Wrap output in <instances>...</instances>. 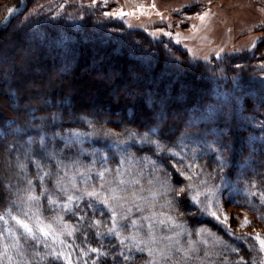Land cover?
Wrapping results in <instances>:
<instances>
[{
  "label": "rangeland",
  "instance_id": "obj_1",
  "mask_svg": "<svg viewBox=\"0 0 264 264\" xmlns=\"http://www.w3.org/2000/svg\"><path fill=\"white\" fill-rule=\"evenodd\" d=\"M235 58L238 66L246 59L264 63V0H0V264H44L51 255L59 264H216L238 240L250 247L252 238L254 251L261 249L264 223L238 200L253 198L248 206L255 209L263 203L255 182L238 184L247 169L238 164L234 176L218 179L198 167L205 154L218 165L215 151L242 147L198 126L221 116L227 128L219 133L231 131L234 120L221 105L195 106L202 95L240 103L230 94L217 97L235 89L227 76ZM263 78L251 83L252 107L264 98ZM215 84L219 91H211ZM177 132L178 141L166 137ZM42 135L67 166L57 173L56 161H46L43 182L34 164ZM183 178L189 212L210 216L215 227L191 229L172 214ZM93 187L107 207L82 195ZM12 217L28 224L35 239ZM40 227L50 229L47 239ZM246 227L250 238L222 234Z\"/></svg>",
  "mask_w": 264,
  "mask_h": 264
},
{
  "label": "trees",
  "instance_id": "obj_2",
  "mask_svg": "<svg viewBox=\"0 0 264 264\" xmlns=\"http://www.w3.org/2000/svg\"><path fill=\"white\" fill-rule=\"evenodd\" d=\"M20 13L21 12L13 14V15H9L7 25L15 17H17ZM42 40H45V39L43 38ZM78 44L81 45V43H78ZM76 46H78V45H76ZM128 46L133 47L134 45L132 43L129 44L126 42V47H128ZM82 48H83V45L80 49H82ZM237 59L236 58L232 59V60L229 59L228 64H227V70H228L227 76H229V77L234 76V77H231L232 80H230V79L229 80L232 84H234V82H235V84H234L235 89H231L233 91H230L229 88L226 91L221 90V91H223V92L220 91L222 93L221 94L222 96H217V97L224 98L225 97L224 95L230 94V95L235 96L237 98V100H240L239 101L240 103H236L235 100L233 101V100H231V98L225 97L224 103L220 104V103H217L216 98H213L210 95H208V96L202 95V96H200V98H198V104L196 103L195 106L201 105V106H204V109H208L211 105H213V106H216L217 104L221 105L222 106L221 108H223L222 112H228V115L231 118L230 120L231 121L234 120L233 126H231V131L228 130L227 132H225L223 134L226 137L221 135L222 133H219V131H220L219 128H221V129L227 128L225 125L226 122H224V120L220 116V113H218L219 111L217 113H218V116H220V117L217 118L215 122L211 121V120H207V121L204 120V122H200V124L198 126H204V124H205L207 129L214 130L215 133L218 132L217 134L221 138V140H223V141L231 140L232 145H234L233 142L234 143L240 142L242 144L243 148L241 147L240 151H237V150L231 151L230 149L225 150L224 148H222L223 150L220 149L218 151H215V155L220 160V164L218 163V165L214 164V162H213L214 154H210V155L205 154V155H203V157L198 158V167L201 168V170L203 169L204 171L209 172L210 174L216 176L218 179H223V177L230 179L232 176H234L235 172L238 170L237 167L239 165H241L242 168L244 166V168H246L247 170L243 174L244 177L241 178V181L240 182L238 181V184L239 185L241 184V186H244V185H246V182H248V180L251 179L253 182H255L254 183L255 184L254 189H259L260 191H262L264 193V162L262 163V165H260L261 163H258V161L261 160L260 159L261 156L264 155V98L261 97L263 100L258 99L259 100V101H257L258 103L257 104L253 103L256 105H254V107H252L251 106V104H252L251 98L248 96V95H250L249 93H254V90H253L254 85L252 86L251 83L252 82L254 83L255 81L258 82L257 80H254V78H259L258 79L259 82H260V78H263L264 63L258 65V67H255V66L251 65V59H246L244 62L239 63V66L245 67L243 70L240 69V71H239V69H237L239 67L237 65L239 62V61H237ZM169 69L171 70V67H169ZM176 74H178V72H176ZM234 78L236 79V81L233 80ZM263 81H264V78H263ZM217 83L219 84L220 81H218ZM227 83H228V81H227ZM219 88L220 87L217 84H215L212 86L211 91H213V90L219 91ZM226 92H228V93H226ZM215 94H216V92H215ZM256 95H259V94L256 93ZM252 100H254V98ZM21 101H22V98H21ZM17 102H19V101H17ZM230 102H232V103H230ZM222 104H225L226 106L222 105ZM193 116H194V118L198 117V114L197 113L195 114V112H194ZM235 129H236V131H235ZM134 131H135V129H134ZM154 133L156 134V136L162 137L160 134L161 129H158L157 132H154ZM190 134H193V132ZM166 137H168L169 140H174V142L178 141V139H180L179 132H177L176 134H174V133L169 134ZM159 139H161V138H159ZM247 142H249V143L247 144ZM244 145H247V148L250 150L247 151V148L245 146V148H246L245 149ZM148 149H150V148H148ZM153 151H154V149L150 150V152H153ZM225 157H226V159H225ZM168 159L175 160V162L178 160L180 161L179 158L173 157V156L172 157L169 156ZM252 162L256 163V166L254 168H252L253 167ZM178 184L179 185L182 184V188H184L185 191L181 192L180 195L177 197L179 199L178 202L176 199L172 198L173 202L170 203V206L172 207L171 208L172 214L177 213L175 215H177L179 217V219L181 217V219H182L181 222L183 224L186 223L187 226L189 225L191 229L197 228L200 226L208 227V225L213 227L214 225L212 223V219L210 218V216L199 217L196 214L197 212L196 213L194 212L195 214L189 212V210H188L189 208H187L188 203H189L188 200L190 198V192L188 191V188H187V187H189V182L183 178V179L178 181ZM253 196H255V195H253ZM262 196H263V200H262L263 203L260 206H258V208H256V209L254 207H251L254 205H251L250 207L248 206L249 205L248 203L255 204V203H253L254 202L253 198L251 199L250 202L248 201L247 197L245 198L244 201H242L243 200L242 197H240L238 200H240L242 206L246 205V207H244L246 210L254 212L259 216L257 218V220L260 219L261 222L264 223V194H262ZM193 210H196V209L194 208ZM172 214L170 212H167V215H172ZM192 214L195 216H193ZM253 226H254V223L251 224V227H253ZM249 227H246L244 230H242L239 235H236L233 233L229 234V233H225V232H222V234L224 235V237H227L230 240L233 237H234V239L236 237L237 238H243V237L247 238V237H249L247 233L251 232L249 230L250 229ZM243 232H246V233L243 234ZM90 235L87 234L86 237L88 236L87 238H91ZM93 238H95V237L93 236L91 239L94 240ZM105 240H107V239H105ZM251 240H250L251 246L247 247V244H246L247 248L245 247L243 242H241L240 240H238L239 242H237V244H235L234 246H232L230 243L229 246L231 245L232 251L228 254L222 255L221 258L216 259L215 260L216 264H223L222 261L224 259L228 260V261H226V264H264L262 249L257 248L256 249L257 251H254V248L256 247L257 244H256L254 239L251 238ZM94 241H96V240H94ZM114 251L115 250H112V253H114ZM54 256L57 257V255H51L49 257H46V259H44V261H43L44 264H57V262L59 264V261H55L53 259ZM206 262H208V261H206ZM60 263H62V262H60Z\"/></svg>",
  "mask_w": 264,
  "mask_h": 264
},
{
  "label": "snow or ice",
  "instance_id": "obj_3",
  "mask_svg": "<svg viewBox=\"0 0 264 264\" xmlns=\"http://www.w3.org/2000/svg\"><path fill=\"white\" fill-rule=\"evenodd\" d=\"M93 3L95 4L96 3V0H93ZM12 11H13L12 9H9V13L10 14H11ZM105 15H109V14L106 13ZM119 15L120 16H123V15H125V13L121 12V13H119ZM55 135H58V134H54V136L52 137L53 140L55 139ZM46 139H47L46 136H43V135L41 136L40 143H41V145L43 147V153H39L37 155V158L34 160V164H35V166H36V168L38 170L37 171V175H38L39 179L41 180V182H43L44 176L43 175H40V173L43 172L44 169L48 166L47 163H46V161H56L55 167L57 169V173L59 172V170L61 168L67 167L59 159V156H58L57 151L55 149H53L51 151L49 150L48 145L45 143V140ZM44 175L52 176V175H55V174L54 173H50V172H44ZM97 176L101 180H104L105 179V172L101 171V172L97 173ZM137 182L138 181H136V180L128 181L129 184L137 183ZM28 183L31 184V181L29 180ZM106 183H109L110 184L111 181H106ZM119 183L121 185H123L125 183V181L124 180H120ZM100 187L103 188L104 187V184H101ZM41 188L43 189V183H41ZM44 191H46V190H44ZM44 191H42L41 194H44ZM61 191H63V190H61ZM109 191L113 194L112 197H111L112 199H114V200L115 199H119V197L116 195V192H117V189L116 188H110ZM120 191H123V188H120ZM184 191H185L184 188H181L180 189V192H184ZM82 195L83 196L90 197V198H93V199H97L99 203H102V204H104L107 207V204H108L107 200H105V199H99L100 193L94 187L91 190H89V191L83 192ZM80 198L81 197H76L77 200H79ZM29 199L30 200H35L37 198L30 196ZM67 199H68L69 202H72L73 199H74V197L72 195H68L67 196ZM49 201H50V203H54V201L51 199V197H49ZM93 206L94 205L91 204V203H89L88 205H86V207H88V208H92ZM62 207H64V209L66 211H71V208L69 206H67V205H64ZM77 208H79V204H77ZM213 215L215 216L216 213L214 212ZM112 218L115 219V213H113V217ZM12 219L15 220L16 221V224L19 225L21 228H23L27 234H29V237L31 239H33V240L35 239V237L31 235L33 230H32V228L29 227L28 224L24 223L22 220L17 219L16 217H12ZM225 220H227V217H225ZM93 223H95V221H93ZM132 224L135 225L136 224V221H132ZM246 224H247V221H245L244 222V225H242V226H246ZM49 231H50V229L49 230H45L44 227H40L39 228L40 234L45 239L48 238ZM112 231H114V229H111L109 234H111ZM69 235H71V233H69ZM260 246H261V249H264V240H261L260 241ZM191 250L192 251H195V249H191ZM92 251L95 252L96 249H92ZM58 258L59 257H56V256L53 257V259H58ZM125 258H127V257H125Z\"/></svg>",
  "mask_w": 264,
  "mask_h": 264
},
{
  "label": "bare ground",
  "instance_id": "obj_4",
  "mask_svg": "<svg viewBox=\"0 0 264 264\" xmlns=\"http://www.w3.org/2000/svg\"><path fill=\"white\" fill-rule=\"evenodd\" d=\"M31 45H32V44H31ZM34 46H35V45H34ZM104 47H105V46H104ZM36 48H37V47H36ZM102 48H103V47H102ZM105 48H106V47H105ZM11 50H12V49H11ZM32 52H33V51H32ZM34 53H35V52H34ZM44 54H45V53H44ZM44 54H43V55H44ZM11 55H12V54H11ZM26 55H27V54H26ZM7 56H8V55H7ZM34 56H35V55H34ZM4 58H5V57H4ZM32 58H33V57H32ZM102 58H103V57H102ZM6 59H7V58H6ZM33 59H34V58H33ZM39 59H40V58H39ZM110 59H111V58H110ZM9 60H10V59H9ZM43 60H44V59H43ZM116 60H117V59H116ZM32 61H33V60H32ZM36 61H37V60H36ZM39 62H40V61H39ZM42 63L44 64V62H42ZM12 64H13V63H12ZM37 64H39V63H37ZM112 64H113V63H112ZM2 65H3V64H2ZM45 65H46V64H45ZM48 65H50V63H49ZM10 66H11V65H10ZM12 66H13V65H12ZM39 66H40V65H39ZM7 67H8V66H7ZM26 67H27V66H26ZM41 67H42V66H41ZM46 67H47V66H46ZM51 67H52V66H51ZM47 68H48V67H47ZM116 68H117V67H116ZM15 69H16V68H15ZM50 69H51V68H50ZM8 70H9V69H8ZM110 70H111V69H110ZM52 71H53V70H52ZM7 72H8V71H7ZM47 72H51V71H47ZM44 73H45V70H44ZM36 74H37V73H36ZM42 74H43V72H42ZM39 75H40V74H39ZM37 76H38V75H37ZM115 76H116V75H115ZM40 77H41V76H40ZM40 77H39V78H40ZM43 77H44V76H43ZM43 77H41V78H43ZM22 78H23V76H22ZM39 78H38V79H39ZM123 78H124V77H123ZM5 79H6V78H5ZM13 79H14V78H13ZM13 79H12V80H13ZM48 79H49V78H48ZM53 79H54V77H53ZM2 81H3V80H2ZM10 81H11V80H10ZM14 81H15V79H14ZM17 81H18V80H17ZM17 81H16V82H17ZM23 81H24V80H23ZM122 81H123V80H122ZM122 81H121V82H122ZM18 82H19V81H18ZM31 82H32V81H31ZM41 82H42V81H41ZM41 82H40V83H41ZM6 83H7V82H6ZM12 83H13V82H12ZM122 83H123V82H122ZM1 84H2V83H1ZM3 84H4V83H3ZM15 84H17V83H15ZM44 84H45V83H44ZM3 86H4V85H3ZM14 86H15V85H14ZM14 86H13V87H14ZM25 86H26V85H25ZM6 87H7V86H6ZM27 87H28V86H27ZM4 88H5V87H4ZM12 89H13V88H12ZM16 89H17V88H16ZM21 89H22V88H21ZM27 89H28V88H27ZM33 89H34V88H33ZM18 91L21 92V90H18ZM27 91H28V90H27ZM34 91H35V90H34ZM5 92H6V91H5ZM28 92H29V91H28ZM23 93H24V89H23ZM25 93H26V92H25ZM21 94H22V92H21ZM17 95H18V93H17ZM17 95H16V96H17ZM27 95H29V94H27ZM27 95H26V96H27ZM75 96H76V95H75ZM128 97H129V96H128ZM5 98H6V97H5ZM17 98H18V96H17ZM73 98H74V97H73ZM136 99H137V96H136ZM20 100H21V99H20ZM20 100H19V101H20ZM26 100H27V99H26ZM134 100H135V98H134ZM20 103H21V102H20ZM3 104H4V103H3ZM18 104H19V103H18ZM18 104H17V105H18ZM178 105H179V104H178ZM15 106H16V105H15ZM22 106H23V105H22ZM15 108H16V107H15ZM18 109H19V108H18ZM136 110H138V109H136ZM135 113H136V112H135Z\"/></svg>",
  "mask_w": 264,
  "mask_h": 264
}]
</instances>
